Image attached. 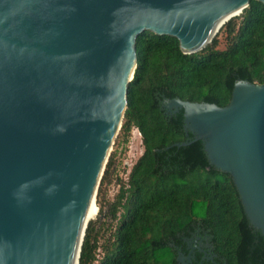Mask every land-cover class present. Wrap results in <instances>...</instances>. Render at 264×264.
Here are the masks:
<instances>
[{
	"label": "water",
	"instance_id": "1",
	"mask_svg": "<svg viewBox=\"0 0 264 264\" xmlns=\"http://www.w3.org/2000/svg\"><path fill=\"white\" fill-rule=\"evenodd\" d=\"M251 0H0V264H79L144 31L203 50ZM264 3V0H258ZM264 235V82L165 99ZM182 258H180L181 260Z\"/></svg>",
	"mask_w": 264,
	"mask_h": 264
},
{
	"label": "trees",
	"instance_id": "2",
	"mask_svg": "<svg viewBox=\"0 0 264 264\" xmlns=\"http://www.w3.org/2000/svg\"><path fill=\"white\" fill-rule=\"evenodd\" d=\"M136 46L120 134L128 141L136 127L144 151L109 206L115 228L101 242L100 227L91 221L79 264H175L169 242L197 225L228 264H264V235L251 225L232 176L210 164L201 140L174 145L193 134L184 129L183 110L170 115L162 106L175 97L225 106L238 80L264 82V3L251 0L199 52L186 54L176 37L149 30ZM113 164L112 156L99 195Z\"/></svg>",
	"mask_w": 264,
	"mask_h": 264
},
{
	"label": "rangeland",
	"instance_id": "3",
	"mask_svg": "<svg viewBox=\"0 0 264 264\" xmlns=\"http://www.w3.org/2000/svg\"><path fill=\"white\" fill-rule=\"evenodd\" d=\"M218 40V48H225V38L222 34L219 35ZM120 131L109 156V159L113 156L114 164L110 169L108 179L102 185L101 194L99 195L101 183L97 192L96 204L98 206V211L89 221V223L95 221L96 226L100 227L99 235L101 242L110 235L116 225V222L108 216V212L110 204L115 200L119 191L120 181H127L130 172L129 168L134 165L144 151L141 136L136 127L132 128L128 141H124ZM97 254L99 256H97L98 259H100L102 256L101 250H97Z\"/></svg>",
	"mask_w": 264,
	"mask_h": 264
},
{
	"label": "flooded vegetation",
	"instance_id": "4",
	"mask_svg": "<svg viewBox=\"0 0 264 264\" xmlns=\"http://www.w3.org/2000/svg\"><path fill=\"white\" fill-rule=\"evenodd\" d=\"M164 101L165 99L162 106ZM169 244L173 250L175 264H228L224 256L216 252L208 230L199 225L194 226L188 234L173 238Z\"/></svg>",
	"mask_w": 264,
	"mask_h": 264
},
{
	"label": "bare ground",
	"instance_id": "5",
	"mask_svg": "<svg viewBox=\"0 0 264 264\" xmlns=\"http://www.w3.org/2000/svg\"><path fill=\"white\" fill-rule=\"evenodd\" d=\"M242 9H239L238 11H235L233 13H231L230 15H228L224 22H227L229 21L230 19L236 17V16H239L242 12H241ZM98 211V206L96 204V202L92 204L90 210H89V213H88V218L91 219V217H93L95 215V213Z\"/></svg>",
	"mask_w": 264,
	"mask_h": 264
}]
</instances>
